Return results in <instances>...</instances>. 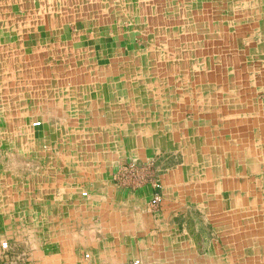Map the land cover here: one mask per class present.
I'll list each match as a JSON object with an SVG mask.
<instances>
[{
	"label": "crops",
	"instance_id": "crops-1",
	"mask_svg": "<svg viewBox=\"0 0 264 264\" xmlns=\"http://www.w3.org/2000/svg\"><path fill=\"white\" fill-rule=\"evenodd\" d=\"M86 253L264 264V0H0V264Z\"/></svg>",
	"mask_w": 264,
	"mask_h": 264
},
{
	"label": "built area",
	"instance_id": "built-area-1",
	"mask_svg": "<svg viewBox=\"0 0 264 264\" xmlns=\"http://www.w3.org/2000/svg\"><path fill=\"white\" fill-rule=\"evenodd\" d=\"M35 126H39L40 123H35ZM143 172L145 174V177L140 178V173ZM151 168L147 166H138L136 164H130L121 169V174L115 177V181L117 184H120L122 186L127 187L130 190H137L141 189L143 187H146L151 183L152 175H151ZM154 186L158 187L153 183ZM84 196L87 194L84 193ZM2 248L6 250L8 248V243L4 242L2 244ZM85 260L87 261V264H99L95 262L92 258V255L90 253L85 255ZM137 261L135 264H138Z\"/></svg>",
	"mask_w": 264,
	"mask_h": 264
},
{
	"label": "rangeland",
	"instance_id": "rangeland-1",
	"mask_svg": "<svg viewBox=\"0 0 264 264\" xmlns=\"http://www.w3.org/2000/svg\"><path fill=\"white\" fill-rule=\"evenodd\" d=\"M136 164V165H138V166H147V167H150L151 168V175H152V180H151V183L152 184H150V185H148V186H146V187H151V189H160V187H161V182H160V180H159V176H160V170H159V156L158 157H152V158H149V159H147V160H145V161H138V160H133V161H129V162H127V163H125V164H123V165H121L120 167H119V169H118V171H117V173L114 175V178L115 177H117L118 175H120L121 174V169L123 168V167H125V166H127V165H130V164ZM144 178L145 177V174L143 173V172H141L140 173V178ZM115 180V179H114ZM116 182V181H115ZM153 183L155 184V185H157L158 187H156V186H154L153 185ZM116 184H117V182H116ZM118 185V187L120 188V189H122V190H125V191H130V192H137V191H140V190H142V189H144V188H146V187H143V188H141V189H137V190H130V189H128L127 187H125V186H122V185H120V184H117ZM160 195H159V193H155V195H154V199L151 201V208L153 209V210H158V207H159V201H160ZM4 243V242H3ZM7 250V249H6ZM6 250H4L3 249V251H6ZM6 254V253H5ZM86 254H88V253H86ZM85 254V255H86ZM91 254V253H90ZM84 258H85V256H84ZM137 262V261H136ZM135 264V263H134Z\"/></svg>",
	"mask_w": 264,
	"mask_h": 264
}]
</instances>
